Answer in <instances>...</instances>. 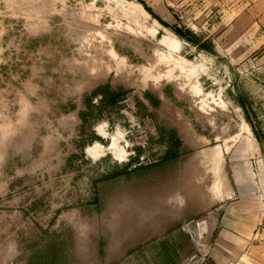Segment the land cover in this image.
<instances>
[{
  "label": "rangeland",
  "instance_id": "rangeland-1",
  "mask_svg": "<svg viewBox=\"0 0 264 264\" xmlns=\"http://www.w3.org/2000/svg\"><path fill=\"white\" fill-rule=\"evenodd\" d=\"M0 264H264V0H0Z\"/></svg>",
  "mask_w": 264,
  "mask_h": 264
},
{
  "label": "bare ground",
  "instance_id": "bare-ground-1",
  "mask_svg": "<svg viewBox=\"0 0 264 264\" xmlns=\"http://www.w3.org/2000/svg\"><path fill=\"white\" fill-rule=\"evenodd\" d=\"M102 132V131H100ZM105 133V132H104ZM103 134V133H102ZM120 136H122V134L119 133ZM121 138V137H120ZM119 140V138L117 136L114 137V144ZM116 145V144H115ZM100 146L97 145V147L95 149H89L88 152L90 154H92L95 157H98L100 154H103L104 151L102 150V148L98 149ZM115 147V146H114ZM117 148V147H116ZM114 155L118 158H124L126 153L123 149H114Z\"/></svg>",
  "mask_w": 264,
  "mask_h": 264
}]
</instances>
